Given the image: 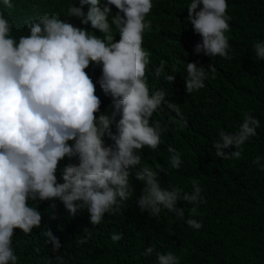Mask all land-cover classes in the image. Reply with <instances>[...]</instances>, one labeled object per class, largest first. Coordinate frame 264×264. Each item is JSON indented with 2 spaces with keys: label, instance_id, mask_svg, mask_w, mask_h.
Segmentation results:
<instances>
[{
  "label": "clouds",
  "instance_id": "obj_1",
  "mask_svg": "<svg viewBox=\"0 0 264 264\" xmlns=\"http://www.w3.org/2000/svg\"><path fill=\"white\" fill-rule=\"evenodd\" d=\"M79 4L69 5L68 16L85 26L90 24L93 31L62 20L53 12L27 22L30 34L18 40L12 35L13 24L0 10V264L18 262L14 230L31 235L41 227L38 202L59 200L72 215L86 209L93 226L100 225L106 213H118L130 197L131 169L141 164L138 153L145 147L155 151L167 130L160 121H151L167 103L163 89L150 90L146 77L152 54L143 43L145 33L152 31V21L147 19L152 0H79ZM3 6L14 8L12 0H3ZM227 10V0H191L188 4L187 22L202 38L195 45L196 54L232 59L225 35L232 19ZM113 28L119 33L118 41ZM253 50L258 60H264V42H255ZM166 63L161 60L155 67L157 78ZM90 66L101 70L98 83L112 100L115 111L111 115L97 117L101 100L86 71ZM186 72V91L191 94L203 89L209 72L214 74L216 69L186 63ZM174 78L164 77L170 83ZM167 107L181 115L178 105L167 103ZM259 127L260 120L245 113L236 132L219 131V140L213 145L215 155L223 160L241 159L242 146L257 135ZM106 137L111 145L106 144ZM230 147L235 151L225 155L224 150ZM167 151L170 168L179 170L181 154L172 146ZM66 158L78 162L61 169L60 163ZM252 163L264 170L260 156ZM58 171L62 182L58 181ZM158 172L167 174L162 165L155 170L144 166L135 173L144 185L137 201L139 208L153 217L167 210L184 219V208L177 207L178 201H183L193 205L191 216L198 214V206L207 203L201 196L200 181H190L191 193L179 187L168 190L161 187ZM185 223L197 231L203 227L191 217ZM44 235L53 251H58V239L51 231ZM87 237L92 238L90 232ZM110 238L119 242L123 234L114 232ZM153 252L154 247H147L143 255ZM156 258L157 264H180V257L173 252H156Z\"/></svg>",
  "mask_w": 264,
  "mask_h": 264
},
{
  "label": "trees",
  "instance_id": "obj_2",
  "mask_svg": "<svg viewBox=\"0 0 264 264\" xmlns=\"http://www.w3.org/2000/svg\"><path fill=\"white\" fill-rule=\"evenodd\" d=\"M152 2L147 17L152 21V31L145 33L143 43L152 54L146 77L150 90L163 89L167 103L178 105L181 115L172 112L167 103L153 114L151 121L158 120L162 129H167L162 132V143L155 151L145 147L138 153L141 164L131 169L129 199L118 213H106L100 225L91 224L86 209H78L72 215L59 200L38 202L41 227L31 235L14 230L17 264H157L156 252H173L180 257V264H264V170L252 163L260 156L264 165V60H258L253 50L255 42H264V0H227V14L232 19L230 31L225 35L231 60L195 53V45L202 38L186 19L191 0ZM12 3L14 8L9 10L0 0V10L13 24L12 35L17 40L30 34L27 22L53 12L59 13L62 20L93 31L90 24L85 26L79 19L68 16L69 5L80 7L79 0H12ZM87 9L85 5L83 11L86 13ZM116 11L113 7V14ZM113 32L118 41L119 33L115 28ZM161 60L167 63L157 78L154 69ZM186 63H195L205 70L213 65L216 69L214 74L209 72L205 87L191 94L185 86ZM86 71L101 100L97 117L111 115L115 111L112 100L104 95L98 83L100 68L90 66ZM167 75H174L171 83L164 79ZM245 113L260 120L257 135L242 146L241 159L217 157L213 145L219 140V131L236 132ZM119 119L117 114L115 121ZM111 130L116 133L115 123ZM105 140L108 145L113 143L107 137ZM169 146L181 154L179 170L170 168ZM233 151L234 147L224 150L225 155ZM77 162L66 158L60 168ZM157 165H162L167 173L158 172L164 189L179 187L191 193L190 181H200L201 196L207 203L198 206V214L191 216L193 205L183 201H178L177 207L184 208V219L167 210L153 217L139 208L137 201L143 195L144 185L135 178V173L144 166L155 170ZM57 178L62 182L59 171ZM190 217L202 222L203 227L198 231L190 228L185 223ZM48 231L58 239L61 245L58 251H53L44 235ZM114 232L122 233L123 239L114 243L110 238ZM81 239L87 242L81 244ZM147 247H154L151 256L143 255Z\"/></svg>",
  "mask_w": 264,
  "mask_h": 264
}]
</instances>
